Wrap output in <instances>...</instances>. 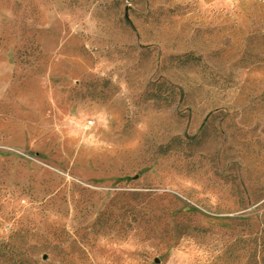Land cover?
Segmentation results:
<instances>
[{"label": "rangeland", "instance_id": "rangeland-1", "mask_svg": "<svg viewBox=\"0 0 264 264\" xmlns=\"http://www.w3.org/2000/svg\"><path fill=\"white\" fill-rule=\"evenodd\" d=\"M0 244V264L264 251V0H0Z\"/></svg>", "mask_w": 264, "mask_h": 264}, {"label": "trees", "instance_id": "trees-1", "mask_svg": "<svg viewBox=\"0 0 264 264\" xmlns=\"http://www.w3.org/2000/svg\"><path fill=\"white\" fill-rule=\"evenodd\" d=\"M5 247L6 246L4 244H0V249H3ZM248 264H264V251H261L260 254L255 252L249 260Z\"/></svg>", "mask_w": 264, "mask_h": 264}]
</instances>
